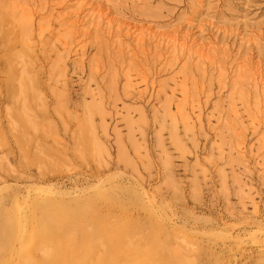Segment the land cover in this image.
<instances>
[{
    "label": "rangeland",
    "instance_id": "374dc122",
    "mask_svg": "<svg viewBox=\"0 0 264 264\" xmlns=\"http://www.w3.org/2000/svg\"><path fill=\"white\" fill-rule=\"evenodd\" d=\"M0 264H264V0H0Z\"/></svg>",
    "mask_w": 264,
    "mask_h": 264
},
{
    "label": "bare ground",
    "instance_id": "6f19581e",
    "mask_svg": "<svg viewBox=\"0 0 264 264\" xmlns=\"http://www.w3.org/2000/svg\"><path fill=\"white\" fill-rule=\"evenodd\" d=\"M22 230V229H21Z\"/></svg>",
    "mask_w": 264,
    "mask_h": 264
}]
</instances>
